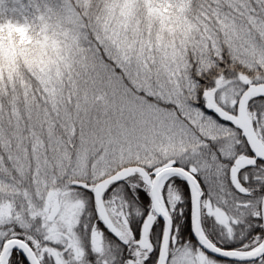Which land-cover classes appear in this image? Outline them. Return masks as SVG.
<instances>
[{
    "label": "snow or ice",
    "instance_id": "snow-or-ice-1",
    "mask_svg": "<svg viewBox=\"0 0 264 264\" xmlns=\"http://www.w3.org/2000/svg\"><path fill=\"white\" fill-rule=\"evenodd\" d=\"M101 6L103 31L86 0H28L21 18L0 14V99H7L0 104V264H264V69L256 64L254 78L251 70L237 73L227 48L210 40L206 67L166 63L168 85L159 86L150 75L155 57L145 55L151 45L112 38L117 27L138 36L143 27L190 36L211 23L227 32L229 13L257 20L264 0H102ZM83 53H91L94 67L99 60V82L90 78L82 86L74 78ZM22 70L43 82L42 92L49 89L58 116L62 104L74 106L66 119L75 116L81 129L95 123L91 142L108 147L42 159L43 142L30 122L43 113L29 104L33 90ZM54 79L68 80L66 98ZM181 188L190 195L195 246L181 243L187 224L182 231L179 220L189 218ZM144 193L146 215L137 204Z\"/></svg>",
    "mask_w": 264,
    "mask_h": 264
},
{
    "label": "clouds",
    "instance_id": "clouds-1",
    "mask_svg": "<svg viewBox=\"0 0 264 264\" xmlns=\"http://www.w3.org/2000/svg\"><path fill=\"white\" fill-rule=\"evenodd\" d=\"M102 0H98L94 4L93 13L98 18V26L103 31L106 23L99 21V18L104 15ZM232 18L227 26V32L223 27L217 28L216 25L209 23L208 31L203 34L196 30L185 36L181 33H176L174 36L169 33H164L162 36L153 29L151 33L148 32L146 27H143V35L138 36L135 32L125 34L117 27L118 36L112 37L113 40H119L120 44L125 41L133 42L137 39L141 40V47L143 45H151V50L146 52L149 58L155 57V63L152 64L150 69L151 79L155 85L167 86V69L163 66L166 63H171L173 68L177 65L179 68L188 66L199 61L201 66H207V44L211 40L219 42L227 48L226 55L230 58V67L235 69L237 73L242 70H251L252 77L257 74L255 68L256 64L264 69V14L257 20H252L248 17L247 13H229ZM209 32L211 35H209ZM111 35V32L109 33ZM193 44L199 47L198 51H193ZM167 46V57L165 59V48ZM205 52V57L202 59L199 53ZM191 53V54H190ZM131 55V53H130ZM135 60V57H134ZM239 65V67H238ZM23 71V70H22ZM23 79L31 85V90L35 89V95L31 96L29 104L33 106L35 111L43 113L40 121H36L35 117L30 122L35 125V133L38 141H42L40 148V156L43 159L45 155L52 159L58 155L75 154L85 148L90 152H102L106 147L105 143L96 142L92 143V137L97 131L95 123H87L81 129L80 122L73 117V120H68L64 113L71 110L75 112L72 105L62 104L60 107V115H57L56 107L50 104V96L45 95L41 91L44 87L43 82L33 78V75L28 71H23ZM46 79V77H45ZM56 90L64 87L58 79H54ZM68 89L64 88V96L67 97ZM37 96L39 99H37ZM25 115L28 116V111L25 106ZM46 118V119H45ZM80 130L76 135L73 134V128ZM31 132L26 134L25 143L31 140ZM27 169V164L24 165ZM50 189L55 192L58 189L54 185H50ZM43 191V189H42ZM47 194V193H45Z\"/></svg>",
    "mask_w": 264,
    "mask_h": 264
},
{
    "label": "rangeland",
    "instance_id": "rangeland-1",
    "mask_svg": "<svg viewBox=\"0 0 264 264\" xmlns=\"http://www.w3.org/2000/svg\"><path fill=\"white\" fill-rule=\"evenodd\" d=\"M72 2L74 4L79 3V0H72ZM86 2L95 4L98 2V0H86ZM2 4H5L7 7V16H9L13 19L21 18V13L27 14L25 8L22 7V5L26 6L28 4V0H3V3H0V14L2 13V8H3ZM13 9H15V11H13ZM85 23H87V21H85ZM89 39H93V32H92L91 28H89ZM92 46L95 47V44L93 43ZM83 47L87 48L88 45L85 44ZM238 67H239V65H238ZM245 70H247V69H245ZM73 76L76 80H78L79 84L83 86V85H85V82L90 80V78H95L97 80V82H99L100 78L104 76V72H103V69L99 66V60L98 59L96 61V66L94 67L93 61L91 59V53H83L79 57V62L74 69ZM68 84H69L68 80L65 79V81H64L65 89H68ZM108 91H109V93H111V89H108ZM11 93H12V91L9 90V94H11ZM33 95H35V89H33ZM20 96H21V101H22V97H23L22 90L20 92ZM37 99H39L38 96H37ZM5 102L7 104V99L5 100ZM116 103H117V105H119V96L118 95L116 97ZM19 107H20L22 117H23L21 122H22V124H27L28 123V116L25 115V106H24L23 102H21ZM95 118H96V114L93 113L92 119H95ZM6 120H7V114H5V123H6ZM201 182L205 185L203 180ZM205 187H206V185H205ZM206 189H207V187H206ZM207 193H208V189H207L206 195H207ZM188 198H189V202H190V197L188 196ZM143 214L146 215L147 211H144ZM142 219H143V216L133 217V219H130V224H132L134 222V220L142 221ZM208 222L207 223L210 225V221H208ZM190 230H191V224H190ZM104 231L107 233H110L106 229ZM192 239H193V237H192ZM193 241L196 243V241L194 239H193ZM193 246H195V245L193 244Z\"/></svg>",
    "mask_w": 264,
    "mask_h": 264
},
{
    "label": "trees",
    "instance_id": "trees-1",
    "mask_svg": "<svg viewBox=\"0 0 264 264\" xmlns=\"http://www.w3.org/2000/svg\"><path fill=\"white\" fill-rule=\"evenodd\" d=\"M2 7L3 8H2V13L1 14L7 15V7H6V5L5 4H2ZM8 89L12 91L11 85H9V88ZM9 90H8V92H9ZM5 100H6V98L5 99H0V104H6ZM140 192H143V190L141 189ZM181 192L184 193L187 197L189 196L186 193V190L185 189L181 188ZM144 197H145V199L137 200V203L139 205V209L142 210V212L147 211V205L150 204V200H147V193H144ZM185 203L188 205V207L186 208V211L189 212V218H188L187 221L185 219H183V218H181L179 220V224L181 226L182 231L185 229V224H187V231H184V235L181 237V243L183 242L184 239H190L191 240V243H193L194 245H196V243L192 239V236H189V234H188V233H190V202H189V198L186 199ZM208 221L209 220L207 218L203 221L205 227H209L210 226L208 224L209 223ZM97 223H99V222H97ZM105 234H106V238L107 239H109V240H115V238L112 236V234L107 233V232H105ZM116 243H119V241H116ZM123 247L125 248V250L127 249V246L126 245L123 246Z\"/></svg>",
    "mask_w": 264,
    "mask_h": 264
},
{
    "label": "flooded vegetation",
    "instance_id": "flooded-vegetation-1",
    "mask_svg": "<svg viewBox=\"0 0 264 264\" xmlns=\"http://www.w3.org/2000/svg\"><path fill=\"white\" fill-rule=\"evenodd\" d=\"M201 187H203L204 188V191H205V194H206V192H207V189H206V187H205V185L201 182Z\"/></svg>",
    "mask_w": 264,
    "mask_h": 264
},
{
    "label": "water",
    "instance_id": "water-1",
    "mask_svg": "<svg viewBox=\"0 0 264 264\" xmlns=\"http://www.w3.org/2000/svg\"><path fill=\"white\" fill-rule=\"evenodd\" d=\"M189 197H190V195H189ZM159 219H162V218H159ZM193 239L195 240V238L193 237ZM196 241V240H195ZM197 243H198V241H196Z\"/></svg>",
    "mask_w": 264,
    "mask_h": 264
}]
</instances>
